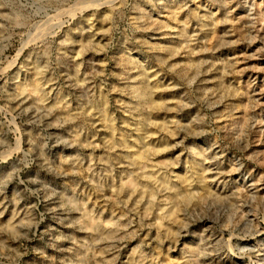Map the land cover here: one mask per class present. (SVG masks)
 Returning <instances> with one entry per match:
<instances>
[{
    "label": "rangeland",
    "instance_id": "rangeland-1",
    "mask_svg": "<svg viewBox=\"0 0 264 264\" xmlns=\"http://www.w3.org/2000/svg\"><path fill=\"white\" fill-rule=\"evenodd\" d=\"M0 264H264V0H0Z\"/></svg>",
    "mask_w": 264,
    "mask_h": 264
},
{
    "label": "bare ground",
    "instance_id": "bare-ground-1",
    "mask_svg": "<svg viewBox=\"0 0 264 264\" xmlns=\"http://www.w3.org/2000/svg\"><path fill=\"white\" fill-rule=\"evenodd\" d=\"M146 152H147V151H146ZM137 155H138V154H137ZM137 158H138V157H137ZM195 167H196V166H195ZM195 167H194V168H195ZM165 176H166V175H165ZM164 179H165V178H164ZM135 185H136V184H135ZM138 186H139V185H138Z\"/></svg>",
    "mask_w": 264,
    "mask_h": 264
}]
</instances>
